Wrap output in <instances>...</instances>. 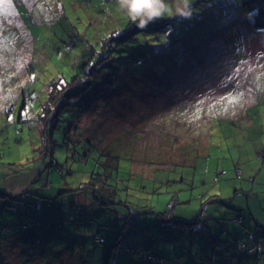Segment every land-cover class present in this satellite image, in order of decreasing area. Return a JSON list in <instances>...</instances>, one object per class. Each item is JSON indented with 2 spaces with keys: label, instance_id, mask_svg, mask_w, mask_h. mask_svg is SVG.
I'll list each match as a JSON object with an SVG mask.
<instances>
[{
  "label": "rangeland",
  "instance_id": "rangeland-1",
  "mask_svg": "<svg viewBox=\"0 0 264 264\" xmlns=\"http://www.w3.org/2000/svg\"><path fill=\"white\" fill-rule=\"evenodd\" d=\"M243 1L163 0L148 24L158 27L135 31L123 50L107 40L126 22L133 28L118 0L0 6V191L22 199L5 213L35 220L13 227L33 264H159L150 253L161 264H246L217 245L251 243L248 227L264 225V29L252 28ZM97 61L116 85L104 93L93 84L89 107L57 113L55 94ZM139 90L175 101L155 111ZM79 138L97 143L86 162ZM242 208L254 213L246 225L235 218ZM63 252L74 261L59 260Z\"/></svg>",
  "mask_w": 264,
  "mask_h": 264
},
{
  "label": "trees",
  "instance_id": "trees-1",
  "mask_svg": "<svg viewBox=\"0 0 264 264\" xmlns=\"http://www.w3.org/2000/svg\"><path fill=\"white\" fill-rule=\"evenodd\" d=\"M242 9L247 14H253L252 21H250V22H251V26H252V28L254 30L259 31V30L264 29V0H244L243 3H242ZM132 23H133V28H130L131 27V26H129L130 23L126 22L124 27H121V28H118V29H113L111 31V33L109 35H107V40H112V39L116 40L118 42V44H117V48H118L119 46H122V41L129 40L131 38L136 39L135 36H134V32L139 30V29H141V28L136 26V22L132 21ZM126 27H128L127 31L125 30ZM157 27H158L157 25L154 26V27H150V26L147 25V27H145V28H143L141 30L155 29ZM124 48H125V46L123 45L122 46V50ZM117 57H120V56H117ZM101 60H102V58H101ZM101 60H99V61H101ZM99 61L95 62L94 65L91 67V69L88 72H87V70L85 68V69L82 70V74H80V75L78 74V75H75V76L71 77V79H69L70 83L67 84L61 92H57V94H55V97H53L54 95H52V97H53L52 98V102L53 103L56 102V99L61 97L60 107L58 108V110L55 109V111H57V113H59L62 109L66 108L68 106L69 107H74V104H76L77 102H80V106H81L82 110H84L85 108L89 107L94 100L91 103H89L87 106L84 105V102H85V100H86L85 98L87 96V92L86 91L93 84H96L98 86V89L101 92H104V93L110 91L116 85L115 75L113 73H111V72H108V71H104V73H103V70L100 68V65H97L99 63ZM80 84H82V85H80ZM159 92L160 91L155 90V92L152 93L153 95L151 96V98L149 97V94H151V93H147V92H142L141 93V90L137 91L136 93L139 94L140 97L144 101H147L148 103L152 104L153 108L157 109V110L155 109V111H158V110H161V109H164V110L169 109V106L175 100L169 101L167 99L165 102H163V100H164L163 99V100H161V102H159L161 97L163 96V94L161 92L160 93ZM154 96L156 97V99H153ZM160 103H162V104H160ZM158 107H163V108H158ZM250 111L253 114L255 113L254 117L257 116L258 119H259V112H258L259 110L253 108V109H250ZM57 117H58V115H56V119H57ZM100 137L101 136L96 137L95 139L98 141V140H100ZM79 140H84V141H82L81 144H80L81 148H80V146H78V147L75 148V150L79 154V156H81V159L85 160V162H86L88 156L91 153V150H93V148H96L95 146H97V145H95V144H97V143H95L93 140H90L89 138H86V139H80L79 138ZM103 152L108 155L107 157H108V159L110 161V164L108 162V164H106V166L109 167L110 169L112 168V170L115 169V171H116L117 170V163H114L113 160H114V158H117L118 155L117 154H113L111 149L106 150V152H105V150H103ZM110 175H112V174L110 173ZM215 176H214V178H215ZM115 179L116 180L118 179L119 181H122V180H120L118 178V176H115ZM220 179H221V177H219L218 180L214 179V181L216 182V181H219ZM21 200H22L21 196L18 195V194L9 195V193H7V192L5 193L4 191H0V208L3 210V213L0 214V216L1 215H5V211L4 210L7 209V207H9V208L19 207V206H17V204ZM214 200H216V197L214 198ZM171 201H173V204L171 205V206H173L175 201L173 199H171L170 202ZM29 202H31V200ZM8 211L15 212L12 209H9ZM241 211H243V209L242 210L239 209V213L236 214L235 218H237V220L240 223H244L245 222V225H246V221H244V217L245 216H243V214L240 213ZM16 215L17 216L20 215V212L16 213ZM172 219L175 220V221L177 220V219H175V217H172ZM34 221H35L34 218H32L30 221H26V223H22V221H19V220L16 219V220H12L11 223L12 222H19V224L20 223L23 224V226L25 228H29L31 226V223L34 222ZM181 221L182 220H179L178 222L179 223H182V222L187 223L185 221H182V222ZM11 223H9V224H0V264H9L10 259H11L10 254L12 252H14V251L20 252L21 257H22L20 262L26 261L29 264H33L35 259H33V257H30V256H28L26 254L25 255L23 254L24 241H23L22 237H19V240H20L19 245L22 246L21 249L13 250V248H9L8 249V247H6L4 249L2 247L3 243L9 241L8 239L11 236V235H9V233L15 234V232H13V225ZM248 230L251 233L250 234L251 235L250 237L252 238L251 239V243H250V240L247 241V240H244V239H240L241 237L240 238L236 237V239H233V238L229 239L226 243L218 240V242L220 241V243H218L217 245L222 246V248L225 249V250L227 248H233V253H230V255L227 254L228 256H231L232 260L236 256V258L240 257L242 260H243V258H245L247 260L245 262L246 264H260L259 262H261V261L258 262L257 259H252V256H254V257L256 256L257 250L255 248H258V251L260 252V254L263 253L264 235H262V232L264 231V226H260L258 223H256L254 225V227H252V228L248 227ZM97 234H100L99 231H95L94 232L95 240H97ZM209 235H210V233H209ZM22 236L24 237V235H22ZM210 237H212V236H210ZM22 242H23V244H22ZM241 247H246L245 248L246 250L243 253H241L240 255H238V252L236 251V249H239L241 251V249H243ZM250 248L252 249V254L248 253V249H250ZM214 251H215V248H214ZM226 251H228V250H226ZM64 253L65 252L60 253V255L58 256L59 260H63L64 261V258L67 259V258L72 257L74 255V258L72 260H70V262L74 261V259H75L74 252H69V254H68L69 257L68 256L66 257V253L65 254ZM253 253L255 255H253ZM63 254H64L65 257L62 258ZM233 254H235V256ZM37 256L38 255L34 256V258H36ZM149 258L154 260L156 263H159V264H161L163 262L164 263L166 262V258L165 257H163L161 255H158L156 253H150L149 254ZM40 259H41V257H40ZM53 259L54 258H51L49 261L52 262ZM41 261L43 263H45L42 259H41ZM53 264H57V263H53Z\"/></svg>",
  "mask_w": 264,
  "mask_h": 264
},
{
  "label": "clouds",
  "instance_id": "clouds-1",
  "mask_svg": "<svg viewBox=\"0 0 264 264\" xmlns=\"http://www.w3.org/2000/svg\"><path fill=\"white\" fill-rule=\"evenodd\" d=\"M136 26L143 29L166 11L163 0H118Z\"/></svg>",
  "mask_w": 264,
  "mask_h": 264
},
{
  "label": "crops",
  "instance_id": "crops-1",
  "mask_svg": "<svg viewBox=\"0 0 264 264\" xmlns=\"http://www.w3.org/2000/svg\"><path fill=\"white\" fill-rule=\"evenodd\" d=\"M10 192H12V191H10ZM13 194H14V193H13ZM218 198H219V197H218ZM242 209H243V208H242ZM242 209H241V210H242ZM248 213H250L251 216L254 215V213H253V211H252V208H250V209L248 210L247 215H248ZM226 215H227V214H226ZM247 215L245 214L244 216L247 217ZM14 217H15V214L12 213V212L5 213V215H1V216H0V224H9V223H11L12 220H16V218H14ZM257 222H258V221H257ZM11 224L13 225V227H15V226L19 225V222H12ZM258 224H259L260 226H264V225H262V223H260V222H258ZM262 231H263V230H262ZM262 231H261V232H262ZM16 232H17V231H16ZM16 232H15V234L11 235L10 238L8 239L9 241L11 240L10 243L13 244L12 247H11V248H13V250L17 249V246H19V243H20L19 236H18L19 234L16 235ZM10 234H11V233H10ZM262 235H264V231L262 232ZM22 239H23V238H22ZM22 244H23V242H22ZM241 248L245 249L246 247H241ZM254 248H255V247H254ZM255 249L257 250V253H256V256H255V257L252 256V259H257L258 262H259V261L262 260V257H264V252L260 254V252L258 251V248H255ZM248 253H249V254H252V249H251V248L248 249ZM253 255H255V254L253 253ZM258 255H259V256H258ZM250 258H251V257H250ZM259 263H260V262H259Z\"/></svg>",
  "mask_w": 264,
  "mask_h": 264
},
{
  "label": "built area",
  "instance_id": "built-area-1",
  "mask_svg": "<svg viewBox=\"0 0 264 264\" xmlns=\"http://www.w3.org/2000/svg\"><path fill=\"white\" fill-rule=\"evenodd\" d=\"M68 46L71 47V45H69V44H68ZM225 172H226V170H223L222 172L218 173V174L215 176L214 179H215V180H218L219 177H221ZM172 204H173V201H171V202L169 203L170 206H171ZM97 241H98V242H103V241H104V237L101 236L100 234H97Z\"/></svg>",
  "mask_w": 264,
  "mask_h": 264
},
{
  "label": "snow or ice",
  "instance_id": "snow-or-ice-1",
  "mask_svg": "<svg viewBox=\"0 0 264 264\" xmlns=\"http://www.w3.org/2000/svg\"><path fill=\"white\" fill-rule=\"evenodd\" d=\"M6 2V0H0V6H2L4 3ZM264 31V30H262ZM230 99L235 100V97H230Z\"/></svg>",
  "mask_w": 264,
  "mask_h": 264
}]
</instances>
